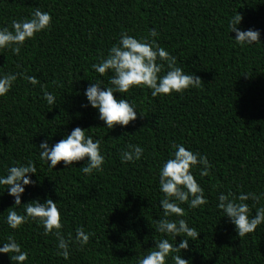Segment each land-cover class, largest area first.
<instances>
[{
  "label": "trees",
  "instance_id": "16d2710c",
  "mask_svg": "<svg viewBox=\"0 0 264 264\" xmlns=\"http://www.w3.org/2000/svg\"><path fill=\"white\" fill-rule=\"evenodd\" d=\"M37 7L50 12L51 29L27 41L18 55L0 51V73L25 71L39 81L33 86L18 78L0 97V175L31 160L35 184L25 186L22 204L51 198L65 236L74 238L79 227L90 239L83 248L72 246L64 259L56 254V237L35 221L9 228L5 218L14 197L0 185V243L13 236L29 252L25 264H137L162 238L154 229L162 216L158 175L174 141L206 155L212 165L208 176L194 173L207 197L203 210L181 205L199 237L177 254L189 264H264V224L241 238L216 207L221 192H264V44L241 48L228 28L239 12V27L259 30L264 42V0H0V26L10 27L12 19L29 17ZM149 29L159 32L158 44L177 58V66L201 78V87L157 97L133 89L128 98L137 119L108 130L97 109L82 107L90 80L108 83L91 66L122 31L141 36ZM45 91L55 96L54 104L46 102ZM75 127L101 140L103 171L82 173L84 161L49 169L39 160L41 141L55 144ZM128 144L144 149L139 161L121 163L119 153ZM246 203L254 215L264 197ZM0 264H13L9 254H0Z\"/></svg>",
  "mask_w": 264,
  "mask_h": 264
},
{
  "label": "clouds",
  "instance_id": "9594fccd",
  "mask_svg": "<svg viewBox=\"0 0 264 264\" xmlns=\"http://www.w3.org/2000/svg\"><path fill=\"white\" fill-rule=\"evenodd\" d=\"M242 18L238 12L228 21L230 33H235V43L241 48L264 44L259 30H242L239 27ZM51 27L50 12L37 7L29 17L12 19L10 27L0 26V51L10 50L18 55L27 41ZM159 35L155 29H149L146 35L141 36L122 31L118 41L108 48L107 54L98 63L92 64L96 73L107 76L108 83L105 85L103 80H90L92 82L83 91L87 104L82 107L90 105L97 109L98 119L104 122V128L110 130L117 125L124 127L137 119V106L128 98L133 89L146 88L150 90L152 97H157L183 95L186 91L201 87V78L177 66V58L158 44L156 38ZM18 78L33 86L39 83L35 76L27 75L25 71L0 73V97L9 94ZM40 86L44 87L43 84ZM114 93L121 95L117 97ZM43 97L49 105L54 104L56 99L48 91L43 93ZM139 113L143 115L140 111ZM85 130L75 127L55 144L50 145L48 140L41 141L38 146L39 160L45 162L49 169H54L61 161L65 169L74 167L73 162L84 161L79 167L82 173L91 175L103 171L105 155L101 149V140H94ZM171 149L169 158L160 166L158 175L159 191L162 193L159 200L162 216L157 219L154 229L162 234V238L155 239V246L142 254L137 259V264H168L169 260L173 264H189V260L177 253L188 250L189 240L195 241L200 234L183 218L186 213L181 205L187 204L188 208L203 210L207 197L194 173L201 177L208 176L212 165L206 155L186 148L183 143L173 141ZM143 155L144 149L139 144H128L127 149L119 153V158L121 163H135ZM30 174H37V168L31 160L27 163L18 162L6 169V175H0V185L7 186L8 194L14 197V206L7 209L6 223L15 230L29 220L35 221L43 227L45 235L52 234L56 237V254L68 259L72 246L83 248L89 243L90 234L78 227L74 238L70 233L66 237L61 212L57 202L51 198L43 203L36 199L22 204L25 186L35 184ZM262 197L264 192L258 194L249 191L239 195L221 192L217 196L216 207L222 211V216L230 220L238 236L242 238L264 224V205L257 207L252 215L249 204L246 203L248 200L259 202ZM177 236L182 237L178 244ZM0 244L3 245L0 247V254H9L13 264H25L29 259V252L23 250L13 236H8Z\"/></svg>",
  "mask_w": 264,
  "mask_h": 264
}]
</instances>
